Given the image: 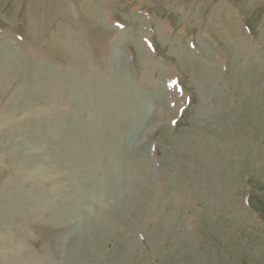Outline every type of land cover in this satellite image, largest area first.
<instances>
[{
    "label": "rangeland",
    "instance_id": "1",
    "mask_svg": "<svg viewBox=\"0 0 264 264\" xmlns=\"http://www.w3.org/2000/svg\"><path fill=\"white\" fill-rule=\"evenodd\" d=\"M0 264H264V0H0Z\"/></svg>",
    "mask_w": 264,
    "mask_h": 264
}]
</instances>
